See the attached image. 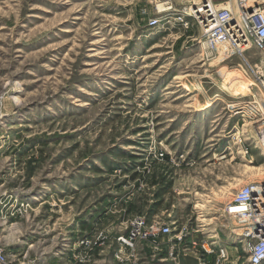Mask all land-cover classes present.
I'll return each instance as SVG.
<instances>
[{
    "label": "rangeland",
    "instance_id": "374dc122",
    "mask_svg": "<svg viewBox=\"0 0 264 264\" xmlns=\"http://www.w3.org/2000/svg\"><path fill=\"white\" fill-rule=\"evenodd\" d=\"M196 1L0 0V243L31 258L113 252L139 211L184 244L232 235L226 206L264 181V145L232 105L264 56L251 37L201 50L205 24L184 14ZM203 1L236 12L229 26L243 33L245 9L264 11V0Z\"/></svg>",
    "mask_w": 264,
    "mask_h": 264
},
{
    "label": "built area",
    "instance_id": "2783aa9c",
    "mask_svg": "<svg viewBox=\"0 0 264 264\" xmlns=\"http://www.w3.org/2000/svg\"><path fill=\"white\" fill-rule=\"evenodd\" d=\"M220 17L224 23L226 18H230V13ZM246 22L249 23L247 33L240 32L241 28L235 30L224 25L227 30L222 41L233 40L243 50L249 46L251 37L253 44L264 56V11L255 10L246 18ZM258 90L264 95V88ZM232 107L234 115L247 114L241 116L245 117V122H249L255 131L264 127V101L258 99L256 93ZM248 116L250 120L246 121ZM254 144L264 145L262 142L256 144L255 141ZM161 156L164 157L165 154L162 153ZM224 212L235 220V229L229 236L234 239L220 240L218 236L211 234L200 243L192 241L190 244H184L186 234L183 232L173 233L171 224L150 222L146 215L139 214L130 220L127 232L117 237L119 249L113 254V262L139 264L140 257L145 256L146 264H264V181L241 186ZM80 243L89 244V240L84 238ZM146 248L150 252H141ZM231 249H240L242 252L234 255L230 252ZM103 253L105 254L74 252V261L75 264H98L96 256ZM0 264H38V260L36 257H29L28 253H17L0 243Z\"/></svg>",
    "mask_w": 264,
    "mask_h": 264
},
{
    "label": "bare ground",
    "instance_id": "6f19581e",
    "mask_svg": "<svg viewBox=\"0 0 264 264\" xmlns=\"http://www.w3.org/2000/svg\"><path fill=\"white\" fill-rule=\"evenodd\" d=\"M196 2L197 3H195V8H191L185 11L184 14L186 16L197 18L201 21V24L203 25L205 24L204 28L208 35L202 40L201 42L202 45L200 49L205 50V49L210 48L213 45L222 44L225 41V40L222 41V39L226 37V32L217 30V29L220 27L223 28V25L229 26L230 24H232V22L236 21L238 19L237 13L233 12L232 10L230 12L229 10L230 18H226L225 22L223 23L222 22L223 19L220 17L219 11L215 10L210 2L203 1V0H199ZM162 6L163 5H161L160 8ZM254 11L255 10L250 12L249 8L245 9L243 13V21H245V18L247 17L249 18ZM248 45H250V43H248ZM259 56H260V53L258 51V53H252L251 56L247 57L244 60L243 64L240 65L238 72H236V74L231 79H229L227 83L233 86L235 84H238L240 81H242L243 78H245V75L249 74L250 69L253 68L254 62L258 60ZM244 81L246 84V88L244 89V91L240 93L242 97L250 96L253 93H255L256 90L264 88V75L263 74L262 76L256 77L255 79L248 78V79H244ZM222 88L224 91L229 92L227 84L222 83ZM222 99H223V96L221 94H217L210 101L207 100L208 102L204 103V105L202 106V109L206 110V109L212 108L214 102L218 100H222ZM239 126L236 127L238 130H239ZM252 140H254L257 143H260V142L264 143V127L259 128L258 130L255 131V134L253 135ZM231 239H234V238L232 237L227 238V240H231Z\"/></svg>",
    "mask_w": 264,
    "mask_h": 264
},
{
    "label": "crops",
    "instance_id": "0c3cea01",
    "mask_svg": "<svg viewBox=\"0 0 264 264\" xmlns=\"http://www.w3.org/2000/svg\"><path fill=\"white\" fill-rule=\"evenodd\" d=\"M135 208L136 206H132ZM138 213H147L144 211H139ZM137 213V214H138ZM20 246H15L14 248H9L10 250L13 249V251L18 250ZM17 249V250H15ZM119 249V244L117 245V249H115L113 252H105V254H100L97 255L99 263L98 264H114L113 262V254L114 252H117ZM141 252H150L149 248H146L145 250ZM21 253V252H17ZM108 253V254H107ZM38 260V264H75L74 261V252H53L50 254H43L42 256H35ZM145 256H141L139 259V264H146L145 261Z\"/></svg>",
    "mask_w": 264,
    "mask_h": 264
},
{
    "label": "trees",
    "instance_id": "16d2710c",
    "mask_svg": "<svg viewBox=\"0 0 264 264\" xmlns=\"http://www.w3.org/2000/svg\"><path fill=\"white\" fill-rule=\"evenodd\" d=\"M138 209V208H137Z\"/></svg>",
    "mask_w": 264,
    "mask_h": 264
}]
</instances>
